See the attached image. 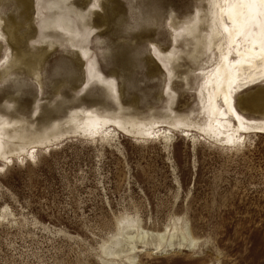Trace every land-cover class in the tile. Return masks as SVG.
I'll use <instances>...</instances> for the list:
<instances>
[{
	"label": "rangeland",
	"instance_id": "1",
	"mask_svg": "<svg viewBox=\"0 0 264 264\" xmlns=\"http://www.w3.org/2000/svg\"><path fill=\"white\" fill-rule=\"evenodd\" d=\"M211 3L0 0V124L17 136L0 159V264H264V134L227 144L165 123H202L209 54L194 63L177 28L201 11L206 31ZM92 109L163 124L84 136L68 118Z\"/></svg>",
	"mask_w": 264,
	"mask_h": 264
},
{
	"label": "bare ground",
	"instance_id": "2",
	"mask_svg": "<svg viewBox=\"0 0 264 264\" xmlns=\"http://www.w3.org/2000/svg\"><path fill=\"white\" fill-rule=\"evenodd\" d=\"M211 4L206 31L200 28L201 11L191 21L177 28V31H180L178 37L183 32L192 38V49L189 52L194 63L209 54L206 58L208 66L199 69L202 73L199 89L202 98V123H165L174 127L178 124L184 125L188 128L186 132H197L214 137L222 143L237 144L248 134H264V117L248 116L249 111L246 108V104L252 100V103H264V88L248 94L249 89L264 83V0H212ZM57 26L63 28L66 33L72 31L71 27L64 26L63 23ZM17 40L22 41L25 38ZM18 54L24 56L22 52ZM173 57L174 53L170 51L166 55V62L170 63ZM160 61L164 64L162 58ZM165 68L167 69L166 65ZM95 76L90 72V79ZM68 120L79 122L80 126L81 123H86L87 128L82 125L84 130L81 128L83 131L80 132L91 137L106 135L110 128L132 136L154 135L156 126L163 124L157 122L158 120L148 123L133 117L125 119L101 114L93 109L74 112ZM0 126V159L3 160L7 155L8 141L17 136L13 137L8 132V129L14 128L12 122L3 121Z\"/></svg>",
	"mask_w": 264,
	"mask_h": 264
}]
</instances>
